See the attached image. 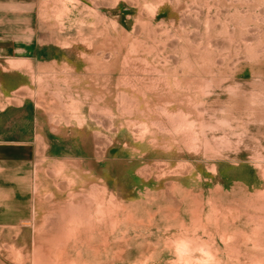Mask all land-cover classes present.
<instances>
[{"label":"rangeland","instance_id":"1","mask_svg":"<svg viewBox=\"0 0 264 264\" xmlns=\"http://www.w3.org/2000/svg\"><path fill=\"white\" fill-rule=\"evenodd\" d=\"M101 198L116 220L69 258L183 264L185 238L264 260L261 221L227 218L264 215V0H0V264Z\"/></svg>","mask_w":264,"mask_h":264},{"label":"bare ground","instance_id":"2","mask_svg":"<svg viewBox=\"0 0 264 264\" xmlns=\"http://www.w3.org/2000/svg\"><path fill=\"white\" fill-rule=\"evenodd\" d=\"M63 186H65V185H63ZM101 199L100 200H97V202H95V203L92 200V201H90L89 204H85L84 205V206L88 205L86 208L82 207V208L76 210V212L73 215V217L71 218V220L66 225L63 224V226H65L64 228H62L60 226L62 229L60 228L59 231L57 230L58 229L57 228V225H55L56 226L55 231L56 230L58 231V233H59V237L58 238L59 239H55L51 235L53 237L52 238L50 236L52 238V240H50L51 238H49V237H47V238L45 237L44 240L41 239L40 242L39 241L37 242L36 240H34L33 245H32V257L34 259L33 261L35 262V264L36 263L37 264H39V263L40 264L41 263H43V264H91L89 262H83V259H81V258L80 259L82 261L81 260H77L76 258H69L68 257V253H67V248H68V245H69V242H70L71 239L80 240L83 235H87V234L90 235V236H87V237H89L88 239H90V237L95 236L96 234L98 236H103L104 235V237H105V235L107 234V232H105L104 229L101 228V226L102 225H104V226L107 225L109 219H111L112 221L113 220L114 221L116 220V217H114L115 215L112 214V212H115L116 213L117 212V207H116V205H114L113 209L112 210H109L105 214L102 211V209H100L101 208V205L103 204L102 202H105V199H103V198H101ZM252 213L251 214L249 212L242 213V212H240V210H238V215L236 217L228 216L227 215V218H229L231 221L237 222L240 219L241 216H246L247 218L248 217H252L253 219H256L257 221L258 220L261 221V223L264 225V215H259V214H255V213L253 215ZM259 213H260V211H259ZM197 216H200V215H197ZM97 219H99V221H97V223L99 222V224H100V227L98 229L95 228L96 226L94 227V225H96V220ZM196 219H198V218H196ZM202 219H204V218H202ZM113 222L110 221V223H113ZM198 223H200V224H202L204 226L205 231L208 230V228L211 226V224H209V222H207L205 220H200V222H198ZM217 223H218V221H217ZM29 224H30V222H25V221L22 222V225L23 226H30ZM59 224H62V223H59ZM58 227H59V225H58ZM231 228L233 229V227H231ZM225 229H227V228H225ZM232 229L229 228L227 231L226 230L225 231H222L221 230V232L219 230V233H221V235H220L221 240H222L221 243L225 244L226 247H227V253H228V255L227 254L226 255H227L228 258H231V257H234V258L241 257L242 258V255H246V252L245 251L247 250L245 243L241 240L242 237H240L242 233H239V231H237L236 229H233V231H231ZM253 229L256 230L255 228H253ZM49 232H51L50 229L47 232V235H48ZM53 232H54V230H53ZM43 233L44 234L46 233V232H44V229L43 230H40V229L38 230V236L41 237V234H43ZM55 233L53 235H55ZM244 236H246V235H244ZM254 236H256V235H254ZM246 237H243L242 239H244V238L246 239ZM233 238H234V241H233ZM257 238H258V236H257ZM102 241H104V240H102ZM110 241H111V239L109 240V242ZM197 241L194 242L193 240L190 241V239L189 240H186L185 238H178V239H175L173 241L172 247L174 248V251L176 253V256L179 257V258H181L183 260L182 261L183 264H188V263L192 262L193 254L196 253L197 251L200 252L201 255L205 259H199V258H197V260H196L197 262L194 261V263H198V264H220L221 263V261H220L221 258L219 256H217V252H216L217 245L214 244V246H211L210 240H209V242H206V243L205 242H197ZM259 242L260 241H258V243ZM106 243L108 245V242H105V244ZM258 243L256 242V244H258ZM53 246H54V249H56L55 246H57V249H56L57 251H55V253H54L55 255L51 256L50 254L51 253L53 254L54 251L49 254L48 250H50L51 248L53 250ZM154 250L155 249H153V251ZM120 252L123 253L122 251H120ZM65 255H66V258H64ZM251 255H253V254H251ZM117 256H119V255H117ZM120 256H122V255H120ZM246 256H249V255H246ZM121 259H122V257H121ZM240 261H241L240 264H264V260L260 259L257 256L256 257L250 256V257H247V259L245 261H243V260H240ZM34 262H33V264H34Z\"/></svg>","mask_w":264,"mask_h":264}]
</instances>
